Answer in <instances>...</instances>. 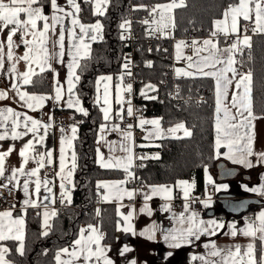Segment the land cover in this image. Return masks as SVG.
<instances>
[{
	"label": "crops",
	"instance_id": "1",
	"mask_svg": "<svg viewBox=\"0 0 264 264\" xmlns=\"http://www.w3.org/2000/svg\"><path fill=\"white\" fill-rule=\"evenodd\" d=\"M86 1L91 4L92 12L95 15H100L96 12L98 7L99 0H82ZM47 2V3H46ZM43 4L34 5L35 7L43 6L44 14L49 17L48 23L51 24V16L53 14V10L51 8L50 0H47ZM108 0L106 3L103 4L101 11L103 13L106 10ZM175 4V7L181 6L184 3V0H170L168 2L160 3L157 5H169ZM58 4L60 7L64 8L65 11H71L75 13V18L79 20L80 23L84 24L85 26L94 25L97 21L95 20L92 23H85L82 22L78 16L79 12H75V9L67 3V0H58ZM76 4L80 6V0H76ZM157 5H154L156 8ZM240 5V0L234 5L228 6L224 9L222 16L213 22L211 33L209 36L205 37V40H211L213 44L216 45L217 49H219L218 58L225 61L224 64L218 65L217 68H227L229 65L227 64V60L229 57L232 58L233 63L230 66L231 68L235 69V75L233 72L227 71L224 73L226 77L231 79L233 82L227 86V102L229 108H231V100H232V93L237 92L238 89L236 88V81L240 79L242 75L249 74L248 71L244 69H238L236 64V54L241 52L247 46H250L251 43V36L256 33H264V20L260 22V26L258 27L256 23V15H255V4H249V7L252 9L250 13V19L245 20L243 15L236 16V28L237 30L234 32L232 31V16L235 15L234 12L229 11L230 9H235ZM173 7L171 10H165L161 8H156L154 13V18L156 20V27L164 26L166 24L172 23V12ZM228 13L226 16L225 13ZM161 13H163V19H161ZM59 15L63 16V13H59ZM73 17H65L64 23L67 27L71 28V19ZM21 19H26V16L23 14L21 15ZM217 22H220L217 24ZM44 21H38V29L43 30ZM101 24V22H100ZM173 24V23H172ZM102 25V24H101ZM221 28L223 31H221ZM255 29V30H254ZM10 29H5L2 33H0V42L4 43V67L0 68V91H4L7 93V97L5 99H0V108L7 109L11 107L15 111L21 112L22 114H27L32 116L34 119L40 120L42 123H50V127L47 129V132L41 128L39 131L40 136H44V140L40 143L35 144V152L37 153L36 160L39 159L38 154L43 153L46 150L52 152V163L47 165L51 173L44 174L42 169L39 172V176L41 181L47 178L51 183L49 187L52 188L54 193L55 203L57 202L56 196L60 194V184L61 179L57 176V172H60V148H61V137H65V150H66V160L65 165L66 167L71 166L72 163V152H74V139L77 135V126L75 137L73 138L72 128L74 126H64L56 124L53 119L49 120L52 117V111L54 109L60 110H75V108H68L67 107V100H68V78H69V68L68 65L71 62L72 58L65 54L63 57L56 56L54 57L49 64H37L32 63V75L49 71L51 76V92L49 93H34L29 92L25 88L26 85L22 83V80L19 78V74L27 72L29 70V65L23 60H17V57H22L26 51L25 45L22 42V34L17 32L13 36L14 46L12 48L13 51V60L9 61L7 59V36L8 31ZM75 31L79 33V26L75 27ZM215 33V35H213ZM60 34V26L57 25L55 32L52 31L48 32V39L50 42H54L59 38ZM231 36L232 44L230 46H226L222 36ZM65 50L68 47V40H67V33L65 34ZM247 36L249 38L247 43H244V37ZM222 37V38H220ZM103 38V28L95 41H89V49L85 52L84 49L80 51L79 60L83 57H86L89 54L91 44L93 42L101 41ZM23 39L32 40L33 37L31 35L24 36ZM182 39V44L185 46L184 39ZM222 39V40H221ZM195 46V50L188 54L184 51V47L182 49V58L188 60L187 64H185V71L183 76H205L202 73L197 71L198 67H202L197 62L203 56H206L208 53L204 51L205 45L204 43ZM236 44L237 47L231 52H225V49L232 48V45ZM202 48V52H198L196 49L198 47ZM33 47H38L35 45ZM50 51H52V44L49 43L47 45ZM208 47H211L210 45ZM55 52H59V46H56L54 49ZM35 53H33L34 55ZM191 58V59H189ZM15 64L16 73H10L8 69ZM41 67L44 68V71H41ZM76 73V68H75ZM174 76L175 72L172 70ZM77 75V74H76ZM112 77L110 81H106L108 88H109V99L111 102V113L110 119L106 122L104 120L103 112L101 111L103 105V95H104V83L98 84L97 81L99 78L102 77ZM211 77L213 80L214 85V112H213V149H214V157L216 159V164L218 162H222L225 167H230L235 169V174L230 179L221 180L218 177V170L216 166L214 168H205L203 173V185L201 190H195V182L194 180H185L180 179L176 180L173 183H164V184H152V185H145V188L142 192L136 193L135 190L128 186L126 183V177L134 173V166H133V153H134V142L135 136L133 134V130L128 127L122 128L120 126V119L117 117V113H120L122 116V104H116V89L119 86L120 88V97L122 101L124 100V92L127 89V86L124 84L122 74L115 73V74H100L96 77L95 81V102L97 101V97L99 96L100 102L97 103L99 109L101 111V115L103 118L102 124H106V130H101V125L98 128L96 134V150H95V161L100 166L103 164L111 165L109 167L103 168H110V169H119L122 170L126 177L125 178H116V179H104L99 180L96 182L97 185V192H98V200L100 203H114L115 211H116V228H115V240L113 243L105 244L102 242V231H100L98 224L96 223H82L79 227L78 233L76 237L71 241V243L65 247H62L56 251L55 254V264H58L57 261V253L61 252L62 249L67 248L69 252L73 250V242L77 239L81 238V229H84L83 236L87 239L88 236H99L100 237V245L104 248V255L107 257L108 260L111 261V264H203V260L200 259L204 257L205 259H209L208 253L211 250V244H215L219 249H229L232 248L234 250L235 245H240L242 251L247 250V245L249 243L255 244V241L258 240L261 246V254L264 253V240L259 238V233L255 238L251 236H245L240 233L239 229H245L247 224L250 222L255 221L258 225V221H256L257 215L264 211V204L262 205H253L257 206L254 207L255 209L247 213H243L242 215H231L226 213H217L216 211L213 212L211 215H203L204 212L213 208L214 206V199L219 192L228 191L234 185L236 186L235 191L237 195L241 194H250L255 197H259L264 200V195H261L259 192H253L249 189L251 188H259L261 183H264V163H258V156L253 155L249 157V160L252 163V167H246L243 164L236 163L232 159H229L225 153H228V148L225 147L227 141L221 139L220 140V147L217 148V122L218 119L223 123L224 113L223 107L221 105V112L219 113V117L217 114V80L215 76H206ZM57 82L59 86L62 88V100L60 103H57L54 99H48L43 102V107L38 108L35 111L28 109L24 106V102L20 100L19 95L16 91H12V84L18 83L19 84V91L27 92L29 95H36V96H45V97H54L55 96V88L57 86ZM77 81H73V93L72 98L75 100L77 99V95L75 92V86ZM250 88V108H251V117L249 118V125L248 128L249 134L252 135V151L254 154L264 153V115H254L252 113L251 107V76L250 80H245L242 83L241 89L239 91L243 93V99L245 103H248V96L245 89ZM221 100L225 99L224 97V89L223 86L221 87ZM79 99V98H78ZM241 97H238V101ZM80 102V100H79ZM80 106L82 104L80 102ZM231 111L235 112V109H231ZM78 112V111H77ZM247 116V112L244 113ZM154 117L153 119H155ZM240 117H237L239 120ZM113 125H117L118 128L115 130L113 129ZM8 136L4 140H0V152H7L9 148H12L13 151L5 158V177L11 175L12 168H19L22 162V158L20 157L19 153L21 148L24 144L27 143L28 140L33 139L31 133L26 136H22L17 140H13L11 138V121L8 122ZM63 130V131H62ZM4 131L3 128H0V133ZM17 131H24L22 125ZM130 132L131 135L127 139H125V133ZM187 132V131H186ZM245 130H240V135L244 136ZM190 134V132L186 133ZM70 135V136H69ZM187 135V136H188ZM69 136V137H68ZM176 137L174 135H165L164 137ZM152 138V137H151ZM145 139L144 132H143V141L144 144L150 143H157V140L161 139ZM38 139V137H37ZM71 140V147H68V140ZM112 142H115L113 145ZM150 142V143H149ZM246 142V141H245ZM124 144L130 151H123L120 148V145ZM112 145V150L110 151L109 146ZM75 153V152H74ZM131 156L132 159L129 163L128 157ZM100 157L103 160H100ZM36 160H29V162L25 165V168L28 171H31L32 168L38 167ZM45 168V167H44ZM126 168L128 169L126 171ZM62 175L67 176V173L64 172ZM5 177H0V185H4L7 183ZM26 176L19 177V184L17 182H13L12 185H9L10 190L13 191L14 198L13 202L10 205L2 206L0 205V212L4 211H11L12 217L11 218H0V224L3 225V231L5 236L9 238L5 240H14L16 249L21 246V242L16 240L14 237L17 235L22 236V243L24 240V217L25 211L27 208H37L40 212V232L42 234L48 233L51 228V221L53 216L51 215L52 211L55 210L57 213V206L56 204H49L47 208L48 212V225H45V208L43 205L39 207L28 206L24 204L25 199L28 197L25 195L23 189V181L26 179ZM33 183H30L29 192L31 194V198L36 200L37 197L35 195V177L31 178ZM220 180L224 183L222 185H227L226 188L217 186L214 181ZM67 188L70 190L71 196V188L73 183V170L72 175L64 181ZM214 187H210L211 185ZM2 187V186H0ZM4 188V187H3ZM157 189L155 194L153 193V189ZM219 189V190H217ZM179 190L177 196L181 201V204L178 205L175 209H171V203L175 196V191ZM193 192H199V196L205 199L206 207L201 211L192 210L188 204L186 203L187 199L190 197V194ZM128 193H132L131 196ZM187 193V196H185ZM47 195L41 189L40 199H43V196ZM148 197V199H146ZM67 199V197H65ZM211 204H208V202ZM61 203V202H60ZM61 204H68V203H61ZM187 205V211H186ZM196 213V219L198 221H204L207 223L208 221H215L217 224H222L223 227L215 230L214 235L209 234H201L199 239H195L194 237L190 238L191 242H179L180 247H172L169 242H166L164 236L169 232L173 231L174 229H179L182 227L180 224V214H185V219L187 216H190L192 213ZM131 213V217L128 220H125V217L129 216ZM15 219H22L23 225H13L11 224V220ZM231 225H235V230H237V235H232V231L234 230ZM95 229V232L91 231L89 228ZM9 228H12V231L9 232ZM127 228L128 231L124 229ZM17 229H19L17 231ZM3 241V240H0ZM95 246L93 245V248ZM0 249H4L3 258L6 264H13L7 257V248L4 244L0 243ZM127 249V251H125ZM21 253L20 251H18ZM170 253V255H169ZM69 256L67 254L61 253V260H68ZM74 259V258H73ZM210 259H218V258H210ZM78 264H87L86 261L83 260V257H80L78 260ZM91 264H104L103 260L97 262L95 258H92Z\"/></svg>",
	"mask_w": 264,
	"mask_h": 264
},
{
	"label": "trees",
	"instance_id": "2",
	"mask_svg": "<svg viewBox=\"0 0 264 264\" xmlns=\"http://www.w3.org/2000/svg\"><path fill=\"white\" fill-rule=\"evenodd\" d=\"M47 0H39V4ZM170 0H141L143 4L154 5ZM238 0H184L175 7L172 23L175 36L184 37L190 27L198 29V34L211 32L214 20L220 18L224 9ZM47 3V2H46ZM78 16L82 22L100 20L103 28L101 41L93 42L89 54L79 60L76 74L79 80L75 92L87 115L74 110H65L76 121L77 135L74 139L76 167L73 170L71 203H57V213L51 221L50 231L40 232V212L37 208H27L24 217L23 253L16 249L14 240H3L7 257L13 264H55L56 251L71 243L82 223H94L99 217L98 227L102 231V242L115 240L116 211L114 203L94 204L96 182L104 179L125 178L122 170L100 167L95 161L96 134L103 122L99 106L95 102V81L100 74L121 72V62L126 47L121 41V22L128 12L127 0H108L103 15H95L91 4L80 0ZM139 12V11H137ZM139 15V13H138ZM143 36V29L140 30ZM222 40V39H221ZM136 49V59L142 64L138 73L140 82L137 89L146 95L145 113L161 118L163 127L183 123L190 130L188 136L165 137L157 140V146L148 147L152 157L134 172L146 185L173 183L176 180H194L195 190L203 185L205 168H214L216 159L213 149L214 85L211 77L172 76V41L168 39L150 40ZM238 69L251 74V107L254 115H264V33L251 36L250 46L236 54ZM175 84L177 96L188 95L190 104L178 97L170 98L167 88ZM34 93L51 92L49 71L33 75L25 86ZM198 92L204 99L197 104L193 98ZM199 193V192H195ZM257 206H252L254 210ZM250 211V210H249ZM255 258L259 262L261 246L254 244Z\"/></svg>",
	"mask_w": 264,
	"mask_h": 264
},
{
	"label": "snow or ice",
	"instance_id": "3",
	"mask_svg": "<svg viewBox=\"0 0 264 264\" xmlns=\"http://www.w3.org/2000/svg\"><path fill=\"white\" fill-rule=\"evenodd\" d=\"M51 8L53 10V14L51 16V24L48 23L49 17L44 14L43 6L35 7L34 5L39 4V0H0V33H2L5 29H10L8 31L7 36V59L9 61L13 60V51L12 48L14 46L13 36L20 32L22 34V42L25 45L26 51L22 57H17V60H23L29 65V70L22 74H19V78L22 80L24 85H27L31 82L30 77L33 74L31 65L32 63L37 64H49L51 60L56 57L57 55L63 57L67 54L69 57L72 58L71 62L68 65L69 68V78H68V100H67V107L68 108H75L76 111L87 115L86 110L80 106L79 99H73V81L79 80V76L75 73V68L79 67V57L81 49H84L85 52L89 49V41H95L102 29V25L99 21H97L94 25L85 26L84 24L80 23L78 19L75 18V13L71 11H65L64 8L60 7L58 4V0H50ZM67 3L71 5L75 12H79V6L76 4V0H67ZM106 3V0H99L98 7L96 12L100 15H103V11L101 8L103 4ZM255 4V15H256V23L258 27L260 26V22L264 20V0H240V5L235 9H230L235 13L232 16V31H236V16L243 15L245 20L250 19V13L252 9L249 7V4ZM176 5L169 4V5H157L156 8H161L165 10H171ZM156 8H153V12L156 11ZM59 13H63V16L59 15ZM26 16V19H21V15ZM225 15L227 16L228 13L226 12ZM65 17H73L71 19L72 27L69 28L64 23ZM161 19H163V13H161ZM44 21L43 30L38 29L37 22ZM220 22H217L219 24ZM57 25L60 26V34L59 38L54 41L50 42L48 39V32L52 31L53 33L56 30ZM79 26V33L75 31V27ZM121 28L125 27V24H121ZM163 30V29H161ZM255 30V29H254ZM264 30V29H262ZM221 31L223 29L221 28ZM67 33V40H68V47L65 50V34ZM31 35L33 37L32 40L23 39L24 36ZM215 35V33H213ZM249 38L247 36L244 37V43H247ZM52 44V51L49 50L47 45ZM183 43V42H181ZM196 43L195 41L193 42ZM205 49L208 54L203 56L197 62L202 67H198L197 71L202 73L205 76H215L217 80V114L219 117V113L221 112V105L223 104V123L218 119L217 122V148L219 149L220 140L223 139L227 141L225 147L228 148V153L225 155L232 159L236 163H240L245 165L246 167H252V163L249 160V157L253 155L258 156V163H264V153L254 154L252 151V135L249 134L248 128L250 127L248 121L251 117V108H250V88L245 89L247 96H248V103L244 102L243 93L239 91L241 89L242 83L245 80H250L251 74L242 75L238 81H236V88L238 89L237 92L232 93V100H231V108L228 106L227 102V86L231 84L233 81L224 75L225 72L231 71L233 75H235V69L231 68L230 66L233 63L231 57L228 58L227 64L229 67L227 68H217L218 65L224 64L225 61L218 58L219 49H217L216 45L212 43L211 40H205L204 42ZM38 45V47H33ZM211 47H208V46ZM56 46H59V52H55L54 49ZM237 45L233 44L232 48L225 49V52H231L236 49ZM4 43L0 42V68L4 67ZM33 53H35L33 55ZM191 59V58H189ZM8 71L10 73H16L15 64H13ZM41 71H44V68L41 67ZM112 77H102L99 78L97 83H104V95H103V105L101 111L103 112L104 120L107 122L111 117L110 113L111 109V102L109 99V88L106 81H110ZM223 86L224 89V97L225 99L221 100V87ZM12 91H16L19 95L21 101L24 102V106L28 109L35 111L38 108L43 107V102L48 99H54L57 103H60L62 100V88L59 86L57 82V86L55 88V96L54 97H45V96H36V95H29L27 92L19 91V84L13 83L12 84ZM128 91H131V85H128ZM7 97V93L4 91H0V99H5ZM238 97L241 99L238 101ZM97 103L100 102L99 96L97 97ZM116 104H122L123 101L120 97V88L119 86L116 89ZM129 108H128V115H133V109L131 107V102L129 101ZM231 109H235V112L231 111ZM245 111L247 112V116L244 115ZM118 118H122L120 113L117 114ZM237 117H240L237 120ZM52 117L49 118L51 120ZM11 121V138L13 140H17L22 136H26L29 133L32 134L33 139L27 141L26 144L20 150V157L22 158V162L20 167L12 168L11 175L5 177V158L13 151L12 148H9L7 152H0V177H5L7 183L4 185H0L4 188H9V185L15 181L17 185L19 184V177L26 176L27 178L23 181V189L25 195L28 197L25 199L24 204L33 207H39L41 205L45 208V225H48V212L47 208L49 204H54V193L52 188L49 187L51 183L47 178L41 181L39 172L42 168L46 167L47 165L52 163V152L45 151L43 153H39V159L36 160L37 153L35 152V144L40 143L44 140V136H40L39 131L41 128L47 132V129L51 126L50 123H42L40 120L34 119L32 116L27 114H22L21 112L15 111L11 107L4 109L0 108V128H3L4 131L0 133V140H4L8 136L9 128L8 122ZM141 126L146 124L158 125L159 121L157 120H144L141 119L140 121ZM22 125L24 131H17ZM132 126L129 125L128 128L130 129ZM182 125H178V128H181ZM118 128L117 125H113V129L115 130ZM177 129H170L169 131H176ZM244 129L245 133L244 136L240 135V130ZM101 130H106V124L101 125ZM63 131V130H62ZM73 138L75 137L76 128H72ZM125 139L130 137L131 133L126 132ZM38 137V139H37ZM246 141V142H245ZM68 147H71V140L67 141ZM113 145L115 142H112ZM65 137H61V148H60V172H57V176L61 179L60 184V196H61V203H71V196L70 190L67 188L66 184L64 183L68 177L72 175V170L75 169V153L72 152V163L70 168L66 167L65 160H66V150H65ZM110 151L112 150V145L109 146ZM121 150L123 151H130L124 144L120 145ZM128 161L130 163L132 157L129 156ZM29 160H36L38 167L32 168L31 171H28L25 168V165L29 162ZM102 161L103 158L100 157ZM103 167H109L111 165L103 164ZM128 169L126 168V171ZM66 172L67 176L62 175V173ZM32 177H35V195L37 197L36 200L31 198V194L29 192L30 183H33ZM221 187L226 188L227 185H222ZM47 193V195L43 196V199H40L41 189ZM219 190V189H217ZM253 192H259L261 195H264V183H261L259 188H251L249 189ZM157 189H153V193ZM129 196L132 193H128ZM187 196V193H185ZM67 197V199H65ZM148 199V197H146ZM187 211V205H186ZM52 216L56 215V211L53 210L51 213ZM196 213H192L190 216H187L185 219V214H180V224L182 227L179 229H174L173 231L169 232L164 236L166 242H169L172 247H180L179 242H187L190 243V238L194 237L195 239H199L201 234H209L214 235L215 230L223 227L222 224H217L215 221H208L205 223L204 221H198L196 219ZM12 212L11 211H4L0 212V218H11ZM131 217V213H129L128 217H125V220H128ZM256 221H258V225L255 221L250 222L247 224L245 229H239L238 231L245 236H251L255 238L259 233V238L264 240V211H261L257 217ZM11 224L13 225H23L22 219H15L11 220ZM234 230L232 231V235H237V230H235V225H231ZM91 229V226H89ZM19 229H17L18 231ZM128 231L127 228L124 229ZM12 231V228H9V232ZM84 229H81V238L77 239L73 242V250L69 252L67 248L62 249L61 252L57 253V261L58 264H78V260L80 257H83V260L87 262V264H91L92 258H95L97 262L103 260L104 264H111V261L107 259L104 255V248L100 245V237L96 236H88L87 239L84 238L83 233ZM91 231L95 232V229H91ZM46 234V233H45ZM9 238L5 236L3 231V225L0 224V240H5ZM16 240L21 242L20 248L18 251L23 253V243H22V236L17 235L14 237ZM93 245L95 246L93 248ZM211 250L208 253V257L210 258H218V259H205L201 257L200 259L203 260V264H264V253L261 254L259 262L255 258L254 252V245L249 243L247 245V250L242 251L240 245H235L234 250L232 248L229 249H219L213 243L210 246ZM4 249H0V264H6L3 258ZM127 251V249H125ZM61 253L67 254L69 256L68 260H61ZM170 255V253H169ZM74 258V259H73Z\"/></svg>",
	"mask_w": 264,
	"mask_h": 264
},
{
	"label": "built area",
	"instance_id": "4",
	"mask_svg": "<svg viewBox=\"0 0 264 264\" xmlns=\"http://www.w3.org/2000/svg\"><path fill=\"white\" fill-rule=\"evenodd\" d=\"M127 8L128 12L123 17V24H125L124 28H121V41L122 44L126 47V52L123 56L121 62V74L123 76L124 84L127 86V89L124 93L123 107H122V118L120 119V126L122 128L128 127L131 125V129L133 130V134L135 136L134 142V166H139L145 160L152 157V153H149L146 148L157 146V143L144 144L143 142V128L140 124L141 119L144 120H153L154 116H149L145 113V100L146 96L143 95L137 89V85L140 82L138 73L142 69V64H140L136 59L135 51L136 49H140L142 47L143 41L144 44L149 46L150 40H162L168 39L173 42L176 38L175 36V27L172 23L166 24L164 26L156 27L154 18L152 17L154 4H143L141 0H127ZM139 11V12H137ZM139 13V15H138ZM199 26L198 29H200ZM143 29L144 35L140 34V30ZM163 29V30H161ZM198 29L194 27H190L186 30V35L182 37L185 42L184 51L188 54H191L195 50L196 45H200L204 38L209 34H198ZM196 42L195 44L193 42ZM225 45L229 46L232 44V40L230 36L224 37ZM198 52H202V48L199 46L196 49ZM172 68V67H171ZM172 76L174 77L173 73ZM128 85H131V91H128ZM179 89L175 84L167 88L166 94L170 98H176L181 102H185L186 104H190L188 95H180L177 96ZM204 99V96L199 92L193 98V102L200 104V102ZM131 102V107L133 109V115H128L129 103ZM52 119L58 125L64 126H75L76 121L72 118L69 112L60 109H54L52 111ZM144 126V125H143ZM44 174H50V170L48 168L42 169ZM126 183L128 186L132 187L136 193L142 192L145 188V183L143 179L138 176L135 172L126 177ZM210 187H214L212 184ZM179 193V190L175 191V196ZM94 199L93 202L95 205H99L100 202L98 200V192L94 191ZM199 193L193 192L190 194V197L187 199L186 203L188 206L195 211H201L206 207L205 199L199 196ZM14 194L10 189H6L0 187V205L7 206L13 202ZM57 203H60L61 196L58 194L56 196ZM181 204L179 196L175 197L171 203V209H175L178 205ZM94 223H99V217L96 216L94 219ZM101 231V230H100Z\"/></svg>",
	"mask_w": 264,
	"mask_h": 264
},
{
	"label": "water",
	"instance_id": "5",
	"mask_svg": "<svg viewBox=\"0 0 264 264\" xmlns=\"http://www.w3.org/2000/svg\"><path fill=\"white\" fill-rule=\"evenodd\" d=\"M218 170V177L221 180L230 179L235 174V169L225 167L222 162L216 164ZM234 185L228 191L219 192L214 199V206L210 208L203 215H211L214 211L217 213H226L231 215H242L250 210L253 205H262L264 200L259 197L252 196L250 194L237 195ZM182 264V263H179Z\"/></svg>",
	"mask_w": 264,
	"mask_h": 264
},
{
	"label": "rangeland",
	"instance_id": "6",
	"mask_svg": "<svg viewBox=\"0 0 264 264\" xmlns=\"http://www.w3.org/2000/svg\"><path fill=\"white\" fill-rule=\"evenodd\" d=\"M152 14H153L152 17L154 18V13H152ZM123 20H124V18L122 19L121 24H123ZM154 21H155L154 24L157 25L155 18H154ZM208 33H211V32H208ZM207 36H209V34ZM227 36H229V35H227ZM222 37H223V40H224V37H226V36H222ZM222 37H220V38H222ZM230 38H231V36H230ZM231 40H232V38H231ZM181 42H182L181 37H179V38L176 37L173 40V43H172V68L171 69L175 72V75H179V76H183L184 75L182 73H184L185 64H187V62H188L187 58L181 60V58H182V49L184 47V44H182ZM153 120L159 121V124L158 125L146 124V125L142 126V128L144 130L145 139H152L153 140V139L164 137L165 135H174L176 137H182V136H187L188 134H186V133L190 132V130L187 127H185V125L183 123H181V122L176 123V124H174L172 126L163 127L161 125V118L156 117ZM178 125H182V127L177 129ZM170 129H177V130L176 131H169ZM143 142H147V141L144 140ZM134 158H135V156H134V153H133V161H132L133 166H134ZM214 183L217 186H221L224 182L220 181V180H215ZM208 204H211V202L209 201Z\"/></svg>",
	"mask_w": 264,
	"mask_h": 264
},
{
	"label": "bare ground",
	"instance_id": "7",
	"mask_svg": "<svg viewBox=\"0 0 264 264\" xmlns=\"http://www.w3.org/2000/svg\"><path fill=\"white\" fill-rule=\"evenodd\" d=\"M73 119H74V118H73ZM74 127H75V126H74ZM69 136H70V135H69ZM69 136H68V137H69ZM93 195H94V194H93ZM93 199H94V198H93ZM11 204H12V203H11Z\"/></svg>",
	"mask_w": 264,
	"mask_h": 264
}]
</instances>
